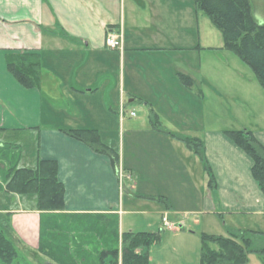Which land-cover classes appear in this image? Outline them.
<instances>
[{"label": "crops", "instance_id": "crops-1", "mask_svg": "<svg viewBox=\"0 0 264 264\" xmlns=\"http://www.w3.org/2000/svg\"><path fill=\"white\" fill-rule=\"evenodd\" d=\"M251 3L256 18L264 22V0ZM173 9L180 18L174 25L167 17ZM187 11L186 0H0V127L5 128L2 132H31L37 140L35 158L58 160L66 212L117 215L120 234L150 230L141 228L157 226L156 214L161 215L159 227L164 214L179 224L187 214H205L229 217L223 222L226 229L264 230V191L253 176L251 156L224 132L228 127L216 123L213 116L217 117L218 110L212 113L215 120L211 124L205 126L204 120L195 124L196 103L200 109L201 105L214 109L211 100L215 97L202 84L218 95L222 91L204 76L202 64L189 67ZM203 13L200 9L201 18ZM109 28L122 30V49L106 45ZM214 46L222 45L202 43L194 51ZM19 50L41 54L40 87L23 86L8 69V53ZM195 69L200 79L193 73ZM180 73L190 74L195 84H185ZM239 78L247 85L253 81L251 75L239 74ZM258 81L256 78V85ZM189 96L192 109L186 106ZM123 104L127 116H133L129 112L136 106L139 111L127 127V116L122 119L120 114ZM112 126H123L118 168L108 155L61 129L97 128L108 143ZM174 131L205 141L216 187L209 186L199 155L172 135ZM254 132L264 143V129ZM10 195L18 202L9 199L0 211H12L19 239L39 262H45L38 253L42 211L35 205L19 204L21 194L7 193V198ZM133 214L144 215L145 222L127 217ZM241 216L251 223H240ZM257 218L262 223L252 222ZM213 220L195 218L203 228L199 234H225L224 226ZM245 264L262 263L256 254H250Z\"/></svg>", "mask_w": 264, "mask_h": 264}, {"label": "trees", "instance_id": "trees-1", "mask_svg": "<svg viewBox=\"0 0 264 264\" xmlns=\"http://www.w3.org/2000/svg\"><path fill=\"white\" fill-rule=\"evenodd\" d=\"M195 1L198 9L221 31L224 47L233 50L254 70L264 88V22L256 18L251 0ZM7 66L23 86H41L40 53L11 51L7 55ZM180 77L189 86L195 84L190 74L180 73ZM150 115L155 122V114L151 112ZM61 129L94 151L108 155L118 168L119 150L105 142L97 128ZM4 130L0 127V141ZM224 132L251 156L253 176L264 191V143L248 128L225 129ZM171 134L199 155L209 177V186L216 187L217 179L206 154L205 141L181 132ZM18 146L7 141V167L3 166L6 170L0 190L36 198L35 207L42 211L39 250L48 257L45 264H151L149 247L160 240L161 231L124 230L120 234L117 215L79 216L66 212L65 184L59 177L58 160L37 157L32 165H20V156L16 155ZM161 197L166 201L165 196ZM201 240L200 260L188 264H245L253 253L264 264V230L229 228L228 235L202 232ZM19 241L12 225V211H0V261L3 264H12L17 259Z\"/></svg>", "mask_w": 264, "mask_h": 264}, {"label": "rangeland", "instance_id": "rangeland-1", "mask_svg": "<svg viewBox=\"0 0 264 264\" xmlns=\"http://www.w3.org/2000/svg\"><path fill=\"white\" fill-rule=\"evenodd\" d=\"M186 2L188 11L187 39L185 45L187 47L186 54L189 67L194 69L195 67H198L199 64H202L204 76L212 79L215 86L222 91L219 92L220 95H218L216 91L212 92V89H209L208 84L204 85L201 83L208 94H210L209 96L215 97L211 100V102L214 101L211 103L214 106L213 112L208 107L206 110L205 106L207 105H201L200 109L196 103L193 108L190 96L187 98L186 106H189L190 109L193 108L195 113V124H198L204 120V125L207 126L217 118L218 120L216 119V123L220 126L228 127V129L248 128L253 131H262L264 129V88L262 89V85L260 83L256 85L255 80L257 75L255 74L254 70L233 50H228L224 47L225 40L221 31L212 23L209 16L205 15L206 13H203L205 17L201 18L200 9H198L196 1L186 0ZM167 17H169L168 20L173 22V25L178 23L180 19L179 15L175 13L174 9L167 14ZM200 32L203 35L202 38H200ZM202 43H212L213 45L222 46H214L210 48L204 47L202 50L199 49V51H194L195 46L202 48ZM193 73L196 75V73H199V70L195 69ZM239 74H243L248 77L251 75L253 81L249 82L247 85L246 81L243 83V81L239 78ZM197 78L200 79L198 76ZM249 86L251 87V90H248ZM135 110L137 114L133 116H127L125 118L126 121L124 126L127 127L130 125L131 123L129 120H133V118L137 117L139 114L137 106ZM216 110H218V115L217 117L213 116L215 118L214 119L212 118V113L215 115ZM112 129L114 130L110 131L109 135H107V138L109 139L108 143L119 150L122 146L121 129H123V126H112ZM7 141L19 143L16 155L20 156V165H32L36 159L35 155L37 150V140L35 137H32L31 132H2L0 141V182L3 184V171L5 172L6 170V168H3V166L5 165L7 167ZM3 143H6V145L3 146ZM12 150L14 149L12 148L11 151ZM128 189V185L126 182H124L125 196H128ZM9 199L10 201L18 202L15 196L12 195L10 198H7V191L0 190V207L4 205L7 206ZM35 202L36 198L32 197V195L22 194L21 202L19 204H23L26 207H31L32 205H35ZM127 217L132 218L139 223L145 222L144 215L141 214L127 215ZM160 217V214L155 215L156 224L154 223V225L157 226L152 228H141L161 231L160 240L156 243H153L151 246V252L154 258L152 264H184L181 259L186 261L188 260L190 262L199 261L201 257L202 246L201 234L199 233L203 228H201V224L195 222V218L201 219L203 222L214 218L213 222L215 223V221H217L220 224V227L224 226L223 222L230 219L229 217L221 218L219 216L205 214H187L186 217H183L184 223H182L180 229L175 230L174 228L167 227L164 225V223L161 225L163 228L159 227V224L157 223H159ZM174 219L173 220L175 222L179 221L176 220V218ZM239 219H241L239 221L240 223H251V220L249 221L248 219L244 218V216H241ZM252 222L262 223L259 218L252 220ZM228 229L229 228L226 229V226H224L223 233H225V235H228ZM18 246L19 255L12 264L46 263H44V261L39 262L35 253L30 251V249L24 245L21 240L18 242ZM213 246L217 247V244H213ZM194 249L195 254L193 253ZM38 253L43 255L44 258H48L43 252L39 250V247ZM0 264L3 263L0 261Z\"/></svg>", "mask_w": 264, "mask_h": 264}, {"label": "built area", "instance_id": "built-area-1", "mask_svg": "<svg viewBox=\"0 0 264 264\" xmlns=\"http://www.w3.org/2000/svg\"><path fill=\"white\" fill-rule=\"evenodd\" d=\"M105 42H106V45L109 46L110 48L122 49L124 45V36H123L122 30L116 29V28H109L107 31L106 38H105ZM129 113L130 115H135L136 111L132 110ZM120 114H121L122 119H124L127 116V109L124 104L120 108ZM163 221L165 225L169 228H179L182 226V224L174 223L170 221L167 214L163 215Z\"/></svg>", "mask_w": 264, "mask_h": 264}]
</instances>
